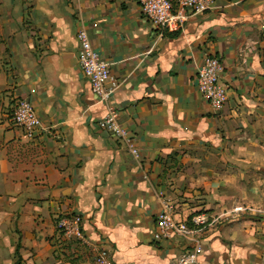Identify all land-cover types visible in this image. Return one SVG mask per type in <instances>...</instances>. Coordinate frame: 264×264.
Returning a JSON list of instances; mask_svg holds the SVG:
<instances>
[{"label":"crops","instance_id":"obj_1","mask_svg":"<svg viewBox=\"0 0 264 264\" xmlns=\"http://www.w3.org/2000/svg\"><path fill=\"white\" fill-rule=\"evenodd\" d=\"M81 28L110 64L109 104L136 156L98 125L106 106L78 66ZM205 55L221 63L220 110L197 89ZM21 98L40 120L32 138L10 118ZM193 150L229 162V185L247 200L208 199L197 206L213 222L154 240L156 216L178 192L165 183L173 159ZM257 176L264 186V0H216L173 31L148 23L137 0H0V237L11 251L20 245V264H88L99 249L108 264H176L193 237L201 264H264V188L247 187ZM178 201L174 217L186 220ZM63 215L81 217L89 244L62 236Z\"/></svg>","mask_w":264,"mask_h":264},{"label":"built area","instance_id":"obj_2","mask_svg":"<svg viewBox=\"0 0 264 264\" xmlns=\"http://www.w3.org/2000/svg\"><path fill=\"white\" fill-rule=\"evenodd\" d=\"M216 0H137L140 10L152 26L161 31L177 30L187 19L188 12H203L214 7ZM77 62L86 78L91 91L99 102L105 104L106 112L98 125L116 139L122 140L131 154L136 156L137 150L133 145L127 129L119 122V112L109 104L117 84L110 74V64L94 49L87 32L84 29L76 31ZM220 61L211 55H205L198 69L196 82L201 97L215 110H220L226 100V87L220 82ZM110 80L111 86L106 87ZM12 123L20 128L26 137L32 138L40 126V120L33 105L25 98L18 99L11 112ZM82 219L78 215H63L57 218L56 227L62 236L69 241L89 244L82 231ZM208 225L203 216H193L189 222L176 219L172 207L164 203L162 210L156 216V230L153 239L171 238L172 236L187 238L194 230ZM192 248L181 253L176 264H201L198 258L201 246L198 238L193 237ZM108 253L99 249L88 264H108Z\"/></svg>","mask_w":264,"mask_h":264},{"label":"rangeland","instance_id":"obj_3","mask_svg":"<svg viewBox=\"0 0 264 264\" xmlns=\"http://www.w3.org/2000/svg\"><path fill=\"white\" fill-rule=\"evenodd\" d=\"M176 157L177 158L173 159L171 169L169 168L170 170L168 173L169 175L172 174L171 177L164 178L167 180V182L165 183L170 184V187L178 185V192H175V189L173 188L171 189L173 192L172 199H175L172 210H174L175 213L178 214V207L176 209L175 205L180 204L178 201L179 198H183L185 200V203L189 206V216L186 218V220L183 221L189 222L190 218L196 215L206 218L208 224L213 222L211 217H209L211 218L209 219L205 215L207 213V211H204L206 208H199L197 205H205L204 202H206L208 199L214 203L226 201L228 200L229 191L236 197L237 200H247L245 198V193L243 192V190H237L236 192H234L233 187H230L229 185V183L234 184L233 181L230 178L228 179L226 175V170L228 169V167H230L227 166L229 165V162H226L227 165H225V162L210 161L207 159V154L205 152L198 153L196 150L177 154ZM239 168L244 170V167ZM249 168V170L252 171L251 174H256L259 176L263 175V173L260 172V169H258L256 166L251 165ZM217 172L221 173V176L216 177L214 173ZM201 176H204L205 183L208 184L207 187H202L201 185L195 183L197 178ZM236 179L239 182L247 178H244V176L241 175ZM249 180V185H247L248 188H252L253 190H261L262 188H264L263 183L259 180L258 176ZM251 183H253L252 186H250ZM250 192L252 193L251 196L246 194L250 198L256 195V193L252 192L251 190ZM209 193L210 197L207 198V195ZM257 194L260 196L259 197L256 195L257 197H262L261 193L257 192ZM195 206H197L199 209H193L196 208ZM220 211L226 212L227 210L221 208ZM247 212L248 210H246V214L244 213L245 216H248ZM232 214L234 213H231V215ZM11 246L12 242H5L1 240L0 237V264H20L22 260L18 252L20 245L18 244L17 246H15V249L13 251H11Z\"/></svg>","mask_w":264,"mask_h":264}]
</instances>
